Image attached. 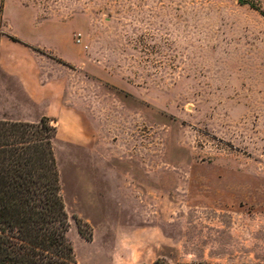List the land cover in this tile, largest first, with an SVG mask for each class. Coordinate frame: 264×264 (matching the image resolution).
<instances>
[{
    "label": "rangeland",
    "instance_id": "374dc122",
    "mask_svg": "<svg viewBox=\"0 0 264 264\" xmlns=\"http://www.w3.org/2000/svg\"><path fill=\"white\" fill-rule=\"evenodd\" d=\"M0 49L76 264H264V0H0Z\"/></svg>",
    "mask_w": 264,
    "mask_h": 264
},
{
    "label": "trees",
    "instance_id": "16d2710c",
    "mask_svg": "<svg viewBox=\"0 0 264 264\" xmlns=\"http://www.w3.org/2000/svg\"><path fill=\"white\" fill-rule=\"evenodd\" d=\"M50 122L0 120V264H76L65 236L68 221L52 147L57 130ZM76 225L84 237L86 223Z\"/></svg>",
    "mask_w": 264,
    "mask_h": 264
},
{
    "label": "crops",
    "instance_id": "0c3cea01",
    "mask_svg": "<svg viewBox=\"0 0 264 264\" xmlns=\"http://www.w3.org/2000/svg\"><path fill=\"white\" fill-rule=\"evenodd\" d=\"M5 57H6V55L0 49V87H2V85L4 83L3 81L5 79H7L8 81H11V83L13 85H18V87H20L21 66L15 64V63H17L16 59H15L16 56L15 55H9L10 60L13 63L12 67L6 66L4 64V58ZM14 89H15V87H14ZM27 93L29 94V92H27ZM45 117H47V116H45ZM10 119L13 120L14 118H10ZM89 191H90L89 193H92V189L89 188Z\"/></svg>",
    "mask_w": 264,
    "mask_h": 264
}]
</instances>
